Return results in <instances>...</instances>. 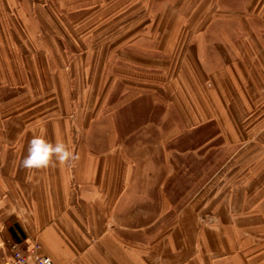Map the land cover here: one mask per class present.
Here are the masks:
<instances>
[{
  "label": "crops",
  "instance_id": "crops-1",
  "mask_svg": "<svg viewBox=\"0 0 264 264\" xmlns=\"http://www.w3.org/2000/svg\"><path fill=\"white\" fill-rule=\"evenodd\" d=\"M42 2L21 10L45 51L39 23L61 22ZM101 2L76 22L118 26L101 51L53 39L70 76L59 107L75 114L0 118V264L34 241L54 264H264V0ZM29 70L11 85L21 99ZM33 136L78 158L25 169Z\"/></svg>",
  "mask_w": 264,
  "mask_h": 264
},
{
  "label": "rangeland",
  "instance_id": "rangeland-1",
  "mask_svg": "<svg viewBox=\"0 0 264 264\" xmlns=\"http://www.w3.org/2000/svg\"><path fill=\"white\" fill-rule=\"evenodd\" d=\"M63 0H43L42 4L46 5L47 13L54 17V14L58 15L61 23H39V39L42 45L45 47L38 49L37 43L33 40L32 37L36 36L34 33H31L33 30L32 24L28 26H23L24 18L22 7L26 9V16L33 18L32 14H36L35 10L38 3V0H0V118H9L11 116L19 117L23 116H35L38 114V103H43L44 111L46 115H57L65 117L66 114L68 117L71 114H75L74 109H62L59 107V92H56L54 87L57 90L60 83L63 84L70 82V76L62 77L61 79L57 76V72L60 70L57 65L56 59H54L52 47L57 48L59 46L60 50L62 46H67V48L77 46L74 45V40L77 39L78 43L83 40L84 43L89 44L93 51H101L102 37L105 35L117 34L118 26L116 24L110 23V28L102 29L106 23H76L80 22L82 16H85L88 12L93 15H100L99 12L100 4L103 3L101 0H76L74 2L67 3L66 5H74L79 7H84L77 12H67V10L60 8ZM111 1V0H110ZM164 1V0H162ZM105 2V1H104ZM95 3L94 5H92ZM117 8V7H116ZM115 7L110 8V13L108 19L112 21V16L117 14V9ZM134 8L132 4L129 9ZM29 11V12H28ZM127 13V18L133 16V12ZM161 12V13H160ZM139 13V12H138ZM137 13V14H138ZM153 19L156 15L155 12H152ZM150 14V15H151ZM167 13L165 11H159V17L162 19L167 18ZM144 16V15H143ZM29 18V17H28ZM100 18V17H99ZM107 18V17H106ZM148 19V17H147ZM23 26V27H22ZM164 31L165 28H159V33ZM33 31V32H34ZM13 37V39H12ZM24 37V38H23ZM45 40H44V39ZM56 39V44H54L53 39ZM73 39V40H72ZM18 40V41H17ZM44 40V41H43ZM61 40L66 41V44H61ZM17 42V43H16ZM81 43V42H80ZM107 43V42H105ZM81 45V44H79ZM78 45V46H79ZM41 46V45H39ZM83 48V47H82ZM85 51V50H83ZM31 69L29 70V75L27 77L28 84L27 86V95L24 99H21L16 89H13L12 82L18 80L21 83V76L16 75L17 71L21 68ZM38 67L39 76L36 75V69ZM16 75V76H14ZM24 78L26 76H23ZM60 80V83L57 84L56 80ZM26 83V82H24ZM75 83V80H74ZM27 84V83H26ZM27 84V85H28ZM38 84H43L44 96H41V91H38ZM21 85V84H20ZM41 90V87H40ZM58 91V90H57ZM38 94H40L38 99ZM75 95V93H74ZM18 98L17 100H14ZM39 100V101H38ZM44 102H42V101ZM41 101V102H40ZM98 103L94 102V107L92 115L96 116L99 112ZM71 111V113H70ZM67 112V113H66ZM41 113V112H40ZM48 123V122H47ZM3 126V125H2ZM0 125V131L2 130ZM50 126L47 124V128ZM201 131H214L213 126L206 127ZM196 141H191L195 143ZM196 144V143H195ZM192 147V146H191ZM224 159V157H223Z\"/></svg>",
  "mask_w": 264,
  "mask_h": 264
},
{
  "label": "clouds",
  "instance_id": "clouds-1",
  "mask_svg": "<svg viewBox=\"0 0 264 264\" xmlns=\"http://www.w3.org/2000/svg\"><path fill=\"white\" fill-rule=\"evenodd\" d=\"M77 158L63 142L51 143L42 136H33L29 141L27 155L23 158L21 166L29 170L46 169L53 164L70 167L71 162ZM27 264H33V262L29 260ZM40 264H48V260H43Z\"/></svg>",
  "mask_w": 264,
  "mask_h": 264
},
{
  "label": "built area",
  "instance_id": "built-area-1",
  "mask_svg": "<svg viewBox=\"0 0 264 264\" xmlns=\"http://www.w3.org/2000/svg\"><path fill=\"white\" fill-rule=\"evenodd\" d=\"M9 252L10 260L8 264H27L29 260H31L33 264H40L43 260H48V264H54L49 257L41 253V247L35 241L28 245L26 251L21 248L20 244H12L9 247Z\"/></svg>",
  "mask_w": 264,
  "mask_h": 264
}]
</instances>
